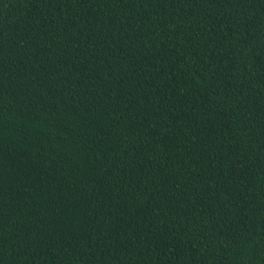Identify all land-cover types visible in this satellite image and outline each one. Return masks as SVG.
<instances>
[{
    "label": "trees",
    "instance_id": "1",
    "mask_svg": "<svg viewBox=\"0 0 264 264\" xmlns=\"http://www.w3.org/2000/svg\"><path fill=\"white\" fill-rule=\"evenodd\" d=\"M0 264H264V0H0Z\"/></svg>",
    "mask_w": 264,
    "mask_h": 264
}]
</instances>
